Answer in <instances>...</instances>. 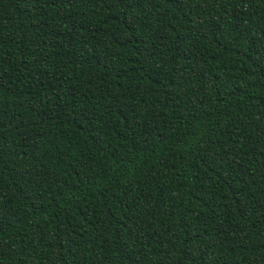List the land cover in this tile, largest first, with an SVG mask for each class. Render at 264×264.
<instances>
[{"label": "trees", "instance_id": "16d2710c", "mask_svg": "<svg viewBox=\"0 0 264 264\" xmlns=\"http://www.w3.org/2000/svg\"><path fill=\"white\" fill-rule=\"evenodd\" d=\"M0 264H264V0H0Z\"/></svg>", "mask_w": 264, "mask_h": 264}]
</instances>
